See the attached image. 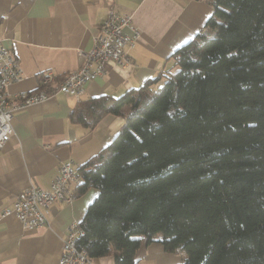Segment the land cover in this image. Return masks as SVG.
I'll return each instance as SVG.
<instances>
[{
    "label": "trees",
    "instance_id": "trees-1",
    "mask_svg": "<svg viewBox=\"0 0 264 264\" xmlns=\"http://www.w3.org/2000/svg\"><path fill=\"white\" fill-rule=\"evenodd\" d=\"M209 1L208 30L171 53L173 71L69 115L125 118L77 167V193L97 189L79 222L93 257L136 264L145 239L181 249L180 264H264V0Z\"/></svg>",
    "mask_w": 264,
    "mask_h": 264
},
{
    "label": "crops",
    "instance_id": "crops-1",
    "mask_svg": "<svg viewBox=\"0 0 264 264\" xmlns=\"http://www.w3.org/2000/svg\"><path fill=\"white\" fill-rule=\"evenodd\" d=\"M132 14L141 29L135 45L126 48L131 65L109 60L103 73L84 84L82 96L56 90L62 74L82 64L80 49H88L109 8ZM213 7L209 0H0V40L17 56L23 77L7 85L13 94L40 86L43 73L52 79L44 85L47 96L15 110L13 132L0 149V264H59L65 228L80 222L97 194L95 187L47 208L48 224L24 227L11 212L16 194L30 184L49 188L59 164L71 159L76 167L102 150L120 131L122 114L106 113L94 127L69 119L83 100L119 97L147 79L173 71L171 53L197 33L208 30ZM125 31H130L125 27ZM163 82L161 78L152 88ZM128 107H123L127 111ZM136 264H180L181 257L158 241L141 242ZM90 264H114V255L92 256Z\"/></svg>",
    "mask_w": 264,
    "mask_h": 264
},
{
    "label": "built area",
    "instance_id": "built-area-1",
    "mask_svg": "<svg viewBox=\"0 0 264 264\" xmlns=\"http://www.w3.org/2000/svg\"><path fill=\"white\" fill-rule=\"evenodd\" d=\"M129 28V32L125 31ZM141 37V29L132 20V14L120 13L109 8L101 20L88 49H80L82 64L62 74L55 84V89L74 97L82 96L84 84L105 70L109 60L121 67L131 65L127 47L135 45ZM23 77L16 54L0 40V149L13 132L14 112L30 103L47 96L44 85L52 79L50 73H43L40 86L34 90H21L11 94L7 85ZM81 175L71 159L63 160L54 175L49 188L30 184L19 191L11 208H3L1 215L14 212L24 227H36L48 224L47 208L58 200L69 201L74 197L68 193L70 184H76V177ZM84 231L79 222H71L64 232L61 243L59 264H90L92 256L79 244Z\"/></svg>",
    "mask_w": 264,
    "mask_h": 264
},
{
    "label": "rangeland",
    "instance_id": "rangeland-1",
    "mask_svg": "<svg viewBox=\"0 0 264 264\" xmlns=\"http://www.w3.org/2000/svg\"><path fill=\"white\" fill-rule=\"evenodd\" d=\"M159 86H160V85H159ZM123 125H124V123H123ZM122 127H123V126H122ZM122 127H121V129H122ZM170 252L174 253L175 256H177L178 258L181 257V261H182L184 255H185V253H184L181 249H177L176 251H170Z\"/></svg>",
    "mask_w": 264,
    "mask_h": 264
},
{
    "label": "bare ground",
    "instance_id": "bare-ground-1",
    "mask_svg": "<svg viewBox=\"0 0 264 264\" xmlns=\"http://www.w3.org/2000/svg\"><path fill=\"white\" fill-rule=\"evenodd\" d=\"M81 179V177H80V175H78L77 177H76V182L78 181V180H80Z\"/></svg>",
    "mask_w": 264,
    "mask_h": 264
}]
</instances>
